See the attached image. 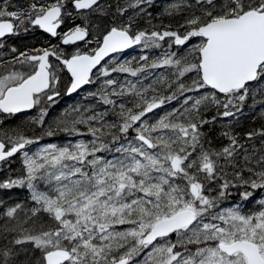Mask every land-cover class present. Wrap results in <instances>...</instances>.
Masks as SVG:
<instances>
[{
  "label": "snow or ice",
  "instance_id": "obj_1",
  "mask_svg": "<svg viewBox=\"0 0 264 264\" xmlns=\"http://www.w3.org/2000/svg\"><path fill=\"white\" fill-rule=\"evenodd\" d=\"M0 264H264V0H0Z\"/></svg>",
  "mask_w": 264,
  "mask_h": 264
}]
</instances>
